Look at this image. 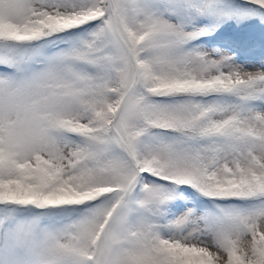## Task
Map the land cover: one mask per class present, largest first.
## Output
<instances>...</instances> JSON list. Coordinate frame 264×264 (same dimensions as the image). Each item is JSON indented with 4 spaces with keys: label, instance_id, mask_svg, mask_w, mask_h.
Instances as JSON below:
<instances>
[{
    "label": "rangeland",
    "instance_id": "374dc122",
    "mask_svg": "<svg viewBox=\"0 0 264 264\" xmlns=\"http://www.w3.org/2000/svg\"><path fill=\"white\" fill-rule=\"evenodd\" d=\"M133 1L140 13L137 18L139 29L158 41L159 48L153 55L159 64L180 61L176 40L225 35L240 43L249 37L261 38L259 33L264 29V9L238 4L235 0H112L122 23H126L124 19L133 8L128 4ZM104 5V0L86 3L0 0V62L13 66V55L23 54L20 60L26 64L20 70V80L15 83L0 75V136L3 139H0V174L23 177L28 173L30 182H20L18 186L23 185L24 190L30 188L33 192L29 196L21 195L0 187V264H92L87 256L93 253L96 257L100 251L98 230L107 215L109 197L114 193L121 194L133 175V166L126 162V155L116 153L118 145L114 141L102 145L95 157H88V162L75 163L72 160L76 149L70 140L55 137L59 132L84 125L88 111L92 124H100L108 120L107 113L112 109L110 124L118 103L116 97L127 88L134 71L112 26L102 30L108 45L103 53L79 52L80 49L78 51L70 42V34H62L58 39H69L65 45L54 49L48 47L46 51L44 47L56 41L52 37L36 44L22 43L20 48L12 43L51 34L55 29L70 27L96 13L102 15ZM107 7H110L109 2ZM149 11H153V16L147 14ZM127 25L133 28L136 21L129 20ZM84 35L87 41L96 33L94 30ZM263 40L261 38L264 44ZM194 48L187 53L190 58L187 69L192 76L205 80V77L220 73L229 76L230 80H252L261 99L256 96L255 100L249 101L242 97L232 105L233 100L228 102L229 108L221 114V126L235 134L204 144L201 147L203 166L175 156L171 158L168 147L180 141L174 135L169 137L166 148L157 144L158 141L154 142L162 136L161 131L152 132L149 138L152 141L145 139L147 144L143 147L130 136H127L128 145L123 140L127 150L129 147L132 152L139 150L140 170L145 169L149 174H137L109 220L100 264H194L189 257L198 263L197 257L208 259L209 264H231L234 259L242 264H258L263 257L256 251V246H262L264 251V244L258 243L260 238L264 239V201L260 200L264 199V194L257 196L252 192L258 189H261L259 193L264 192V55L243 56L223 46H208L201 40ZM76 56H84L86 64L106 68L112 76L105 71L101 74L104 84L94 88L79 77L57 87L42 83L43 79L34 80L47 73L50 78L54 64ZM15 63L18 68V62ZM81 66L71 72L78 73ZM151 74V84H163V87L158 84L155 89L166 93L174 89L165 76ZM220 81L206 80L200 88ZM138 82L137 79L133 93L125 97L113 119L119 134V129L125 130L127 126L133 135L137 134L147 125L149 117L153 116L149 119L155 121L159 114L167 113L165 104L160 102L149 104L147 101L142 109L138 107ZM241 95L244 96V92ZM136 127H139L137 131ZM17 165L21 169L15 171ZM74 169L100 182L118 185L112 193L99 196H105L106 201L98 198V202L90 205L95 212L90 213L89 205L83 210L77 208L78 201H57L62 196L58 185L64 186L72 180ZM153 172H164L168 180L161 184ZM51 179L54 184L49 181ZM11 181L17 182L15 178ZM48 182L50 185H45ZM177 184L187 186L184 192L179 191L184 193L186 204L172 219H165L167 226L170 220L172 225L164 236L157 237L149 232V227L164 220L163 213L178 197ZM206 194L211 196L204 198ZM234 195L238 196L223 201ZM241 195L249 196V203L241 204ZM26 201L43 208L35 210L30 205L22 208L21 203ZM3 202L16 205L5 207ZM69 210L75 218L67 223L63 212ZM76 212H80L79 215ZM151 216L155 220L148 222Z\"/></svg>",
    "mask_w": 264,
    "mask_h": 264
},
{
    "label": "trees",
    "instance_id": "16d2710c",
    "mask_svg": "<svg viewBox=\"0 0 264 264\" xmlns=\"http://www.w3.org/2000/svg\"><path fill=\"white\" fill-rule=\"evenodd\" d=\"M69 3H86L89 2V0H65ZM238 4H246L247 6L255 5L258 8L264 9V0H235ZM96 2V0H95ZM108 0H104V13L101 14H95L94 16H90L84 20L79 21L78 23L74 25H70V27H56L60 29H55L51 34H43V35H36L31 38H25L22 40H15L12 41V43L20 48V45L22 43L30 44H36L39 43V41H44L51 38L53 40H56L54 43H49L46 47H44L43 50L46 51L45 48L54 49L55 47H62L66 44L68 40L60 39L62 37L61 35H68L70 34V39L73 43L74 48H76L79 52L81 51H97L99 53H103L108 48L107 40H104L105 36L102 34V30L108 26H112L111 21V12L110 7H107ZM132 3V4H131ZM128 5L133 7L130 10V13L128 16L125 17V22L122 23L119 16L116 15V23L119 30L120 35L125 39L128 46L131 48L134 58L136 60L137 69H138V85L136 86V89L139 90L137 96L139 98L138 107L141 108L142 105H144L147 101L165 104L164 111L165 115L159 114L157 118H155V121H152V119L148 118L147 125L142 126L141 131H137L139 127H136L137 134H132L133 131H131V128L128 126L125 128V130L120 131V135L122 139L127 142V136L132 137L133 142H137L141 147L145 146L147 141L151 142L150 136L152 132H158L161 131V137L157 138L156 141L157 144L164 145V148L168 146V140L171 135L176 136L180 141H178V144H172L170 147H168L171 150L172 157L171 158H181L185 162H190L193 165L200 164L203 166L204 162V156L202 155L201 147L210 142H218L219 140L225 139L229 137L230 135H233L235 133H230L225 130H223L221 124L222 117L224 112L229 108L230 105H228V102L230 100H233L231 103H236L239 99L248 98L249 101H251L254 97L258 96L259 99H261V93H259L254 88V83L252 80L248 79H233L230 80L229 76H226L225 74H214L210 77H205L202 80L201 78L197 76H192L191 72L188 71L187 67L189 66L190 58L187 56V53L191 49H195L194 46L197 44L199 40L204 41L205 43L214 46H223L228 49H231L232 52H236L243 56H254L256 54H262L264 55V44L261 41V38H264V29L259 33V36L261 38H252L249 37L243 42H235L232 38H228L225 35H217L215 37H202L197 36L195 39L191 40H176L178 42V54L180 61H172L169 63H162L159 64V62L156 60L155 56L153 55L157 49L159 48L158 41L153 35L145 34L142 30L139 29L137 18H139L140 13L137 12L135 8L136 2H131ZM94 4V1L92 2ZM99 13V12H98ZM150 16H153V11H149L147 13ZM133 15H135L133 17ZM146 19L147 15L145 16ZM196 18V15H195ZM131 20L136 21V25H133V28H130L127 25V22ZM95 30L96 36L94 38L85 40V35L90 32H93ZM88 32V33H87ZM78 34L80 37L77 38ZM87 36V35H86ZM88 37V36H87ZM77 38V39H76ZM6 39V38H5ZM50 39V40H51ZM3 40V39H2ZM197 41V42H196ZM264 41V40H263ZM119 42V41H118ZM88 46V47H87ZM41 49V50H42ZM83 49V50H82ZM85 49V50H84ZM23 57L22 55L15 54L13 55V62L12 65H6L2 64L0 62V75H3L6 79L13 80V83H15L16 80H20V70L24 69L26 67V64L23 65V61L20 59ZM86 59L84 56H76L72 60H66L61 64H54V73L51 75L50 78H48V73L43 76H38L34 80H44L42 83L45 84H51L54 87H57L59 85H65V83L73 80H77V78H82L85 82H87V85L91 88L96 87L97 85H103L105 80L104 77L101 76L105 71L109 73L112 76V72H108V70L104 67H97L93 64H86L84 61ZM129 59V58H128ZM18 62L19 67L17 68L16 63ZM55 61V60H54ZM82 65V66H81ZM80 67V70L78 73L74 74L71 71L77 70ZM117 68L120 69V66ZM111 70V68H110ZM151 72H155L157 76H165L168 80L166 82H170V84L174 87L173 90L169 92H165L164 90H158L155 89L158 84H160V87H163V84L157 83L156 85L151 84ZM8 73V74H6ZM58 73V74H57ZM119 77V75H118ZM227 77V78H226ZM117 79V76H114V79ZM198 78V79H197ZM222 80L218 82L217 84L206 86L204 88H200V85L206 81V80ZM118 80V79H117ZM164 80V79H163ZM149 81V82H148ZM153 82V80H152ZM155 83V82H153ZM203 86V85H202ZM156 92H152L155 91ZM124 91V90H123ZM123 91L116 97V100L120 98ZM132 91V89H131ZM130 91V92H131ZM134 91V90H133ZM129 92L128 97L131 95ZM244 92V96L241 95V93ZM133 93V92H131ZM94 98L95 95H93ZM255 100V99H253ZM141 101V103H140ZM140 103V105H139ZM159 103V104H160ZM167 105V106H166ZM142 109V108H141ZM112 110V109H111ZM111 110L109 113H107L108 120L103 121L102 123L98 124L97 122L95 124H92L91 120L92 118L89 117V111L87 117V122L83 123L84 125H81V127L76 128L72 131H63L59 132L55 135V137H65L66 140H70V142L73 145V149H76V152L73 153V162L80 163L81 161L85 160L86 162L89 161L88 157H95L96 151H99L101 149V146L104 144H111L114 141L117 145L118 142L115 138L114 133L112 132L110 126H109V120L111 118L112 112ZM165 116V117H164ZM215 116V117H214ZM140 122H142L140 120ZM140 124V123H139ZM220 124V125H219ZM124 126V125H122ZM89 127V129H88ZM129 128V129H127ZM54 130V129H53ZM168 133V134H167ZM0 139L2 137L0 136ZM147 139V141L145 140ZM3 140V139H2ZM164 141V142H160ZM0 140V145H1ZM154 144V143H153ZM126 145V146H127ZM129 147V146H128ZM118 145V151L116 153H120L125 155L121 149H119ZM167 148V149H168ZM1 149V147H0ZM132 149V148H131ZM129 147V151L131 152L137 166L138 170H140V161L138 157V151L132 152ZM137 149V147H136ZM59 155V153H57ZM79 154L80 157L77 156ZM84 158L82 159V157ZM175 156V157H174ZM177 158V159H178ZM82 159V160H81ZM126 162L131 166V163L126 158ZM19 162H16V164ZM20 166L17 165L15 167V171L20 170ZM75 176L72 180L69 182H65L66 185L61 186L58 185L60 192L62 193L61 198H59L60 202H77L76 204L79 205L77 208H81L82 210L85 208V206L90 207L95 202L106 201V197H99L102 194L112 193L114 189L118 187L117 184L113 183H105L100 182L97 179L90 178L85 173H82L79 169H74ZM154 170H151V172ZM82 173V174H81ZM149 174V171L142 169L139 171V174L142 175ZM155 173V172H153ZM158 175L157 179L158 182L161 184H165V180H168L167 177H165L164 172ZM15 178L17 182H12L11 180ZM140 177L138 176L137 179ZM30 178L28 173H26L23 177L16 174L15 176H9V175H1L0 174V187H3L4 189L9 188L12 192L16 194L21 195H31L33 192L30 190H24L26 187L23 185H19L18 183L23 182L24 184H28L30 182ZM51 184H54L53 180H49ZM50 182L46 183L45 185H50ZM60 181H57V184H59ZM64 184V183H63ZM187 188L186 185L177 184L176 185V193L178 195L177 199L170 204L169 209L166 210V212L163 213L164 220L161 224L157 225H151L149 227V232L155 233L157 237L164 236L167 233V230L172 225V220H170L168 226L164 221L165 219H172L174 216V213L182 208L185 203V196H184V188ZM182 190L183 192L180 193L179 191ZM261 189L255 190L252 193L257 194V196L264 194V192H261ZM209 195V196H207ZM43 196V195H42ZM120 194L117 195L112 194L109 197L108 202V212L110 211L111 207L114 205L116 200ZM204 198H209L211 194L203 195ZM234 196H227L225 197L224 202L230 201L229 197H235ZM243 197V199H242ZM99 198V200H98ZM241 204H247L249 203V196H243L240 197ZM30 200V199H28ZM260 200L264 201L263 198H260ZM49 201V200H47ZM29 203L28 201L21 203L23 204L21 207H26L27 205L32 206L35 210H40L43 207H36ZM5 207H11L16 205L14 202L9 203H1ZM62 205V204H61ZM83 206V207H82ZM31 208V207H29ZM88 210V209H85ZM71 210L68 212L65 211V222L70 223L72 219H74V213H70ZM90 213L95 212L94 210L89 208ZM80 212H76L77 215H79ZM107 216V215H106ZM106 217L102 220L101 223L104 222ZM162 218V217H161ZM155 218L153 216L148 218V222L154 221ZM101 225V224H100ZM76 230V229H75ZM75 230L73 231L75 233ZM100 230H98V238L100 239ZM261 241L258 243H261V245L264 244V239L260 238ZM256 251L259 253H262V256L258 260V264H264V251L262 250V246H256ZM89 258V261L92 264H95L96 257H93V253H89L87 256ZM191 262L194 261V264H209L208 259H203L200 257H197L199 263L196 259L192 260V257L188 258ZM231 264H242L241 261L234 259L233 263Z\"/></svg>",
    "mask_w": 264,
    "mask_h": 264
},
{
    "label": "water",
    "instance_id": "95a60500",
    "mask_svg": "<svg viewBox=\"0 0 264 264\" xmlns=\"http://www.w3.org/2000/svg\"><path fill=\"white\" fill-rule=\"evenodd\" d=\"M109 5H110V9H111V21H112V29L114 32L115 37L118 39V41L121 43V45L123 46L124 50L126 51L128 58L130 59V61L133 64V76L131 78L130 83L128 84L127 88L124 90V92L122 93V95L120 96L117 106L115 108V111L113 113L111 122H110V128L112 130V132L114 133L118 145L120 147V149L122 150V152L127 156L129 162L131 163V165L134 168V172L132 177L130 178V180L128 181L126 187L124 188L123 192L121 193V195L119 196V198L117 199V201L114 203V205L112 206L111 210L109 211L108 215L105 218V221L101 227V231H100V236H101V248L100 251L95 259V264H100L101 258L104 254L105 251V230H106V226L109 223V220L111 219L112 215L114 214V212L116 211V209L120 206L123 197L126 193V191L128 190V188L131 186L132 182L134 181L135 177L138 174V168L137 165L132 157V155L129 153V151L127 150L123 139L121 137V135L119 134V132L116 130V128L113 125V119L115 118V116L118 113V110L123 102V100L125 99V97L128 95V93L130 92V90L132 89V87L135 85L136 81H137V76H138V69H137V64L133 55V52L131 50V48L128 46L127 42L125 41L124 38H122V36L119 33L118 27H117V23H116V12H115V8L113 6L112 0H108Z\"/></svg>",
    "mask_w": 264,
    "mask_h": 264
}]
</instances>
